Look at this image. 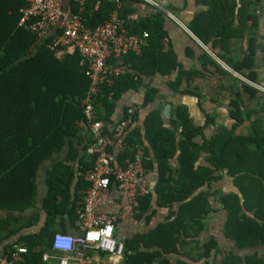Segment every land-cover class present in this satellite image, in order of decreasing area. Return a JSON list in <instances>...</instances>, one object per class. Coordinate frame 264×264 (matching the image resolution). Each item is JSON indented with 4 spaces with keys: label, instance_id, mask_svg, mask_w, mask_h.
<instances>
[{
    "label": "trees",
    "instance_id": "16d2710c",
    "mask_svg": "<svg viewBox=\"0 0 264 264\" xmlns=\"http://www.w3.org/2000/svg\"><path fill=\"white\" fill-rule=\"evenodd\" d=\"M119 1V15L125 20L128 33L147 32L148 36L140 54L123 57L129 71L117 77L114 84L100 86L94 108L96 117L104 122H112L115 100L129 89H136L142 75H165L179 67L175 79L168 81L169 88L176 91L183 74L174 50L165 42L164 13L154 8L148 17L131 18L130 3L139 0ZM259 2L212 0L210 8L200 11L190 25L205 45L216 47L219 58L250 81L257 77L255 8ZM27 5L26 0H0V208L22 213L32 207L40 165L59 153L69 137L78 140L77 145L70 141L65 158L46 172L47 192L41 206L44 219L40 230L23 233L16 239L15 244L27 248L23 264H47L42 254L62 253L52 249L53 235L66 231V219L71 225L77 221L75 207L88 187L82 173L92 166L93 156L86 153L90 139L78 122L83 118L82 100L89 79L84 73L86 64L75 49L64 47L55 56L58 50L46 45L49 38L38 39L35 33L18 26L20 10ZM115 6L116 0H86L84 24L95 28ZM235 19L237 25L230 26ZM244 37V53L231 56L230 41ZM36 42H40L38 48L20 59L23 53L32 52ZM239 88L247 94L257 93L245 82H240ZM155 91L145 93L142 105L151 100ZM182 93L199 97L190 90ZM230 105L234 107L231 114L239 113L236 100ZM135 121L115 163L124 166L140 147L146 171L155 169L157 173L152 191L156 205L167 208L168 213L164 221L146 232L123 240L122 264H264V131L252 124L246 133L221 127L206 136L204 130L213 119L206 114L204 122L195 125L182 105L173 109L168 125L157 108L146 114L142 128L134 125ZM84 154L89 165L82 161ZM222 179H229V191L213 186ZM151 198V192L138 198L134 214L137 220L147 221L155 212L146 215ZM213 202L219 204L218 208ZM217 210L224 211L221 231L223 242H229L225 250L220 249L216 235L207 230L206 221ZM39 221L40 214L32 213L26 218L15 216L2 222V226L18 223L11 230L17 233ZM161 255L163 258H158ZM172 258H176L175 262H171ZM52 261L57 264V259Z\"/></svg>",
    "mask_w": 264,
    "mask_h": 264
},
{
    "label": "built area",
    "instance_id": "2783aa9c",
    "mask_svg": "<svg viewBox=\"0 0 264 264\" xmlns=\"http://www.w3.org/2000/svg\"><path fill=\"white\" fill-rule=\"evenodd\" d=\"M152 4L157 6L155 2ZM85 6L86 0H29L28 5L20 10L17 23L35 33L38 39L49 38L46 45L51 50L75 49L86 64L84 73L89 79L82 100L83 118L78 122L90 139L86 153L93 156L92 166L82 173L88 187L75 207L81 231L76 234L54 233L52 249L62 252V255L44 252L42 260L46 262L56 258L57 264H69L70 260L74 264H87L88 251L121 258L124 243L115 236V225L132 217L138 198L150 192L145 180L142 149L137 147L124 166L116 165L111 151L116 144L120 150L125 148V136L132 125L136 107L130 106L123 118L114 124L97 118L94 108L100 86L114 84L117 77L129 71L123 57L129 53L140 54L148 34L128 33L124 27L125 20L119 15V0H116L109 17L93 29L84 24L82 13ZM110 58L117 63L108 62ZM112 186L121 196L117 203L108 198ZM108 206L116 207L105 209ZM58 238L67 239L68 246L58 244ZM26 252L25 246L15 244L3 249L0 243V264H23Z\"/></svg>",
    "mask_w": 264,
    "mask_h": 264
},
{
    "label": "crops",
    "instance_id": "0c3cea01",
    "mask_svg": "<svg viewBox=\"0 0 264 264\" xmlns=\"http://www.w3.org/2000/svg\"><path fill=\"white\" fill-rule=\"evenodd\" d=\"M26 1L29 2V0ZM152 2H155L157 6L153 5ZM210 2H212V0H139L134 2L132 1L130 3L133 8V12L129 14L131 18L138 16L148 17L152 14L154 8H158L164 13L163 28L167 33V39L165 42H168V44L171 45L172 49L174 50L176 60L180 63V69H182L183 74L181 76L180 86L176 91L169 88L168 81L175 79L179 67L173 69L172 72L165 75H162L160 73H156L154 75H142L140 84L136 89H129L115 100V108L112 116V122L109 121L105 123L114 124L115 122L123 118V116L126 114L125 111H127L130 106H135L136 110L133 115L134 117L132 124L134 123V120H136L134 125L140 126L142 128L143 118L151 109L157 108L160 110L163 118L166 120L164 121V124L168 125V118L171 117L173 109L179 105L184 106L188 110L189 116L195 125H201L204 122L201 113L203 114V117L205 119L207 110L202 107L203 99L200 97L202 93L204 94L207 92V89L205 86L202 88V86H200L199 84V79L204 80V78L200 76V72L203 71L204 73H214V69L211 68V64L217 63L219 62V60L222 59H220L218 56L217 48H212L209 45H205L193 33L192 29L190 28V25H192L194 17L197 16L200 11H206L210 8ZM255 13L258 16V27L260 29V27L262 28V26L264 25V4L262 0H260L258 5L256 6ZM236 21V19L232 20L230 26H236ZM209 41L211 42L212 40L209 39ZM39 43L40 42H36L35 45L32 46V52H27L28 54L23 53L24 55L21 56L20 59H23L26 56H30L38 48ZM229 46L231 48L230 50H232V52L230 53L231 56L244 53L246 46L245 37L242 39H235L230 41ZM187 50H189V53L187 52ZM60 54L61 50L55 52V56H59ZM222 62L226 64L223 60ZM208 87L210 89H214L209 85ZM150 89H156V91L154 92L151 100L147 102L146 105H142L144 95ZM184 90H190L192 92H195L199 95V97L195 94L182 93ZM209 93L210 92H208L207 94ZM211 103L213 102L208 99L207 105L209 106L211 105ZM166 105H169L168 116H165L163 113V110ZM132 126L133 125H131L130 130ZM212 131L213 129L211 128V125H208L205 128L204 133L206 136H209L212 134ZM70 141H73V145H77L78 143V140L76 138L72 139L71 137H69L64 148L59 153L52 155L48 160L44 161L38 168L36 173V202L32 207L22 213L5 208H0V243L3 249H6V247L10 245H15L16 239L19 235L23 233L37 232L40 230L44 219V213L42 212L41 206L42 201L46 197L47 192V185L45 181L46 172L51 167V165L65 158ZM111 151L114 154L116 161L117 155L121 150L116 144L112 147ZM176 154L171 160V164L173 166L176 165ZM82 161L85 162L86 165H89L88 158L85 154L83 156ZM199 162H202L201 157L199 158ZM77 166L78 162L75 163V170L77 169ZM145 180L148 183L150 192L152 193L150 207L146 215H148L154 210L155 212H153V215L147 221L144 218L137 220L134 216V209V214L132 217L117 222L114 228V233L115 236L122 241L125 238H128L134 234L146 232L157 223L164 221L167 217L168 209L157 207L156 198L152 192L157 182L156 170L153 169L152 171H146ZM120 197L121 196L117 189L112 186L108 198L114 200L117 203L119 202ZM115 207L116 206H108L105 209H115ZM32 213H39L40 221L29 228L22 229L17 233H11V230L17 227L18 223H12L6 226H2V222L8 221L15 216H21L22 218H26ZM212 215L206 221L207 230L209 232H212L213 226L216 225L215 222L212 220ZM65 223L66 233L76 234L81 231L77 221L74 222L73 225H71L69 223V220L66 219ZM58 255H62V253ZM86 257L87 264L123 263L122 257L117 258L97 251H88ZM53 259L54 258H51L50 260L46 261L47 264H54L55 261H52ZM69 264H74V261L70 260Z\"/></svg>",
    "mask_w": 264,
    "mask_h": 264
},
{
    "label": "rangeland",
    "instance_id": "374dc122",
    "mask_svg": "<svg viewBox=\"0 0 264 264\" xmlns=\"http://www.w3.org/2000/svg\"><path fill=\"white\" fill-rule=\"evenodd\" d=\"M258 27V26H257ZM255 35L257 37V53L255 56V69L257 77L255 81H250L244 75L234 71L229 65H226L219 60L217 63H212L214 73H208L201 71L202 78L199 79V84L202 88L205 86L206 93H202L201 97L202 107L207 110L213 122H210L212 133L221 127L230 129L234 128L235 132L246 133L250 131L252 124L259 126L264 131V25L262 28L255 29ZM199 76V77H200ZM240 82H245L257 89V93L251 95L240 90ZM213 87L210 89L208 87ZM210 92L209 94H207ZM211 100V105H207V100ZM239 106V113L235 115L231 114V110L234 109L230 105V102L235 101ZM206 101V102H205ZM237 115V116H236ZM203 121L205 120L201 113ZM240 118L241 121L236 122L235 119ZM213 125V126H212ZM213 186L218 187L225 192L231 188L229 179H222L221 181L214 182ZM213 206L218 208L219 204L213 202ZM155 211V210H154ZM212 220L215 222L212 233L216 235L220 249L225 250L229 246V242L225 241L221 228L224 220V211L217 210L213 212ZM212 227V226H211ZM206 236H202L201 240H205ZM220 255V254H219ZM160 259L163 256L159 257ZM176 258H172L171 262H175ZM190 264H201V262L188 261Z\"/></svg>",
    "mask_w": 264,
    "mask_h": 264
},
{
    "label": "clouds",
    "instance_id": "9594fccd",
    "mask_svg": "<svg viewBox=\"0 0 264 264\" xmlns=\"http://www.w3.org/2000/svg\"><path fill=\"white\" fill-rule=\"evenodd\" d=\"M57 243H58V244L63 243V245H64L65 247L68 246V241H67V239L61 240L60 238H58V239H57Z\"/></svg>",
    "mask_w": 264,
    "mask_h": 264
},
{
    "label": "water",
    "instance_id": "95a60500",
    "mask_svg": "<svg viewBox=\"0 0 264 264\" xmlns=\"http://www.w3.org/2000/svg\"><path fill=\"white\" fill-rule=\"evenodd\" d=\"M263 4H264V0H262ZM168 109H169V105H166L164 110H163V113L165 116H168L169 115V112H168Z\"/></svg>",
    "mask_w": 264,
    "mask_h": 264
}]
</instances>
